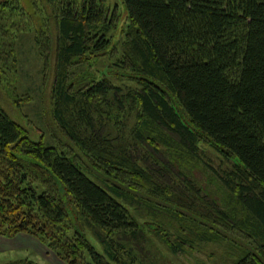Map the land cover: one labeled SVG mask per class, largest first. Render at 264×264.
Returning <instances> with one entry per match:
<instances>
[{
  "label": "trees",
  "instance_id": "trees-1",
  "mask_svg": "<svg viewBox=\"0 0 264 264\" xmlns=\"http://www.w3.org/2000/svg\"><path fill=\"white\" fill-rule=\"evenodd\" d=\"M122 1L126 31L111 37L117 9L109 13L98 0H42L37 44L45 66L53 62V117L67 142L47 145L0 113V236L28 234L66 264L120 263L131 254L122 242L145 236L132 207L157 216L171 201L185 203L177 189L200 191L165 159L168 146L152 142L159 131L166 142V130L190 155L205 142L233 161L224 182L238 205L234 215L221 211L214 228L185 214L180 220L206 227L208 240L229 241V222L241 216L235 229L256 239L234 264H264V0ZM24 11L23 0H0V43L3 21ZM117 52L127 88L82 71ZM9 71L0 66V79ZM124 100L135 101L142 127L119 142L109 127L122 125ZM158 235L176 254L188 244Z\"/></svg>",
  "mask_w": 264,
  "mask_h": 264
},
{
  "label": "rangeland",
  "instance_id": "rangeland-1",
  "mask_svg": "<svg viewBox=\"0 0 264 264\" xmlns=\"http://www.w3.org/2000/svg\"><path fill=\"white\" fill-rule=\"evenodd\" d=\"M76 1L81 3L83 0ZM98 1L109 13L117 9L120 17L118 29L116 25V28L108 35L111 37L115 34L119 35L123 27L125 32L128 9L124 2L122 0ZM23 6L25 11L19 17L8 16L7 20L3 21L2 31L6 32V37L4 42L0 43V52L3 54L0 58V66L7 71L10 66L9 72L12 74L8 80L0 79V113H7L13 120L28 128L34 139L43 140L47 145L58 146L57 141L67 142V139L53 117V62H50L48 67L45 66L37 44V33L43 23L42 16L44 18L45 15L40 11L44 5L42 0H23ZM47 13L46 11V15ZM124 37L122 32L117 44H122ZM117 55L120 53L97 59L82 71L101 75L102 78L108 77L114 83L126 87V84L131 82L124 76L125 71L114 65ZM134 102L124 100L118 103L124 104L121 110H128L126 113H121V118L118 116L122 119V125L117 129L111 127L108 120V126L111 127L109 130L119 142H125L131 135L130 132L142 127ZM165 132L171 136L166 142L162 140L163 137L158 136L163 133L162 131L153 134L152 142L155 141L158 145L163 142L168 146V153H163L165 159L173 162L177 169L179 166L181 171L188 173L187 175L200 191L177 189V195L182 196L185 203L171 201L166 210L157 208L159 210L157 216L153 215L152 209L147 206L141 207L137 204L132 207V214L142 226L145 236L142 237L138 233V238L133 242L123 241L122 243L131 250V254L124 253L123 260L120 263L113 261V264H234L245 253L253 251L252 244L256 239L251 236L249 238L246 235L247 230L235 229L241 216L229 222L235 225V228L230 227L232 230L229 235L231 236L227 235L229 241L222 238L218 241L208 240L201 233L206 232V227L193 223L192 227L190 222L180 220L181 215L185 214L187 218L203 220L214 228L221 211L234 215L238 205L224 182V178L232 170L233 161L227 160L217 148L205 142L199 143L195 155H190L184 148L174 143L177 142L175 137L168 131L165 130ZM82 222L88 238L105 253L104 246L94 235L92 228H88L83 219ZM155 229L168 235L171 243H177L182 238L188 244L184 246L183 252L176 254ZM20 242L16 239L4 244L7 250L0 253V264H11L13 261L15 264L29 260L37 264H66L53 250L40 242L30 248H21Z\"/></svg>",
  "mask_w": 264,
  "mask_h": 264
},
{
  "label": "crops",
  "instance_id": "crops-1",
  "mask_svg": "<svg viewBox=\"0 0 264 264\" xmlns=\"http://www.w3.org/2000/svg\"><path fill=\"white\" fill-rule=\"evenodd\" d=\"M16 239L21 241L20 242V244L22 245L21 248H30L33 245H38V243H39V241L36 238H34L28 234H20L14 238H7V237L0 236V253H4L7 250V248L4 247V244L6 242H9L10 240L13 241ZM14 262L15 261H13L12 263H14Z\"/></svg>",
  "mask_w": 264,
  "mask_h": 264
}]
</instances>
